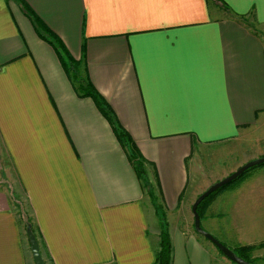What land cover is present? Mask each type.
<instances>
[{"label": "crops", "instance_id": "obj_1", "mask_svg": "<svg viewBox=\"0 0 264 264\" xmlns=\"http://www.w3.org/2000/svg\"><path fill=\"white\" fill-rule=\"evenodd\" d=\"M25 1L84 57L87 77L151 162L168 212L184 202L195 146L264 133V38L246 20L264 24V0H222L219 15L210 0ZM1 152L28 215L0 185V264H34L28 218L46 264H154L156 216L112 127L75 93L13 0H0ZM235 193L264 199V170ZM169 227L172 264H216L199 235Z\"/></svg>", "mask_w": 264, "mask_h": 264}, {"label": "rangeland", "instance_id": "obj_2", "mask_svg": "<svg viewBox=\"0 0 264 264\" xmlns=\"http://www.w3.org/2000/svg\"><path fill=\"white\" fill-rule=\"evenodd\" d=\"M216 6L222 5L216 3L215 0H210L212 13L219 15L221 11ZM246 20L248 27L260 33L264 38V24H259L250 18ZM249 132L239 140L194 147L193 156L190 157V167L194 174L184 193L183 204L171 212L163 207L162 198L158 194L152 173L150 175L148 172L154 198L145 194L144 201L148 208L153 209L158 229H160L161 222H165L168 230L169 226H174L188 234L190 232L192 235H198L193 225L191 212V206L197 196L211 184L226 177L244 163L264 156V133L250 130ZM259 148L262 149L256 152V149ZM263 170L264 167H254L243 180H246L254 172L262 174ZM241 182L221 191L205 205L201 227L232 251L237 246L252 245L254 248L250 253L252 263L264 264V245H262V243L264 244V199L263 196L258 199H248L249 197L244 198L236 194L235 190ZM0 185L8 197L15 200L13 205L17 213L28 215L25 198L19 189L10 162L3 152L0 153ZM199 238L208 244L212 262L236 264L206 238L201 235Z\"/></svg>", "mask_w": 264, "mask_h": 264}, {"label": "trees", "instance_id": "obj_3", "mask_svg": "<svg viewBox=\"0 0 264 264\" xmlns=\"http://www.w3.org/2000/svg\"><path fill=\"white\" fill-rule=\"evenodd\" d=\"M13 1H15L18 4L20 10L31 21L33 28L36 34L38 35V37L44 40L45 42H47L54 49L75 93L79 97H90L94 101L95 105L100 110L102 115L107 119L110 126L112 127L116 139L118 140L120 146L124 150L126 157L130 165L132 166L136 174V177L138 178V181L142 188V192L144 194H147L149 197L154 198V194L151 186L152 183L148 178V174L146 170L147 165H151V162H149L142 155L130 133L119 123L109 102L95 88V86L92 84L90 79L87 77L86 62L84 57H82L81 59H75L71 55V53L69 52V50L67 49L61 38L40 19V17L33 11V9L25 0H13ZM215 2L221 4L227 10V7L224 5V2L222 0H215ZM82 48H84V46H82ZM251 169H254V167L246 170L236 180L226 184L222 188L212 192L206 198H204L197 207V211L200 216V219L203 217L204 214L203 210L208 202H210L214 197H216V195L221 193V191L225 190L229 186L239 181L241 182L246 177V175L250 173ZM155 183L157 187L158 183L156 176H155ZM25 224H26L25 226L30 224L32 227V231L35 234L33 228L34 225L30 218L26 220ZM158 237H159V241H158V247L156 249L154 264H172L173 246H172L169 230L165 222H161L160 224ZM262 245L264 244L262 243ZM253 249L254 248L252 245H241L235 247L233 251L239 257L253 264L250 255Z\"/></svg>", "mask_w": 264, "mask_h": 264}, {"label": "water", "instance_id": "obj_4", "mask_svg": "<svg viewBox=\"0 0 264 264\" xmlns=\"http://www.w3.org/2000/svg\"><path fill=\"white\" fill-rule=\"evenodd\" d=\"M264 165V156L250 160L243 165H241L239 168H237L235 171L227 175L226 177L222 178L221 180L211 184L203 193H201L195 201L193 202L191 206V212L193 215V225L195 228V231L198 235L203 236L208 241L213 243L219 250L222 252L228 259H230L232 262L236 264H251L250 262L246 261L245 259L239 257L237 254H235L230 248H228L225 244H223L221 241H219L216 237H214L209 232L205 231L201 227V219L197 211V207L199 203L206 198L209 194H211L214 191H217L218 189L222 188L226 184L236 180L239 176H241L246 170L252 168V167H259ZM26 235L28 237V241L30 244V250L31 254L34 260V264H46L44 259L41 256L40 253V246L39 242L35 236V234L32 231L31 225H27L26 227Z\"/></svg>", "mask_w": 264, "mask_h": 264}]
</instances>
